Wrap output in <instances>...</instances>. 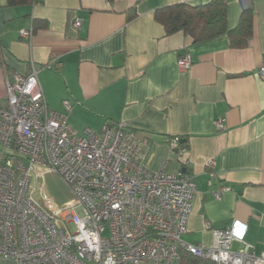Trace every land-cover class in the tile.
Here are the masks:
<instances>
[{
    "label": "crops",
    "instance_id": "crops-1",
    "mask_svg": "<svg viewBox=\"0 0 264 264\" xmlns=\"http://www.w3.org/2000/svg\"><path fill=\"white\" fill-rule=\"evenodd\" d=\"M209 1L34 0L8 7L0 0V104L7 75L15 82L33 66L48 108L62 112V102L69 101L68 123L79 135L122 122L147 141L144 169L155 173L165 164L170 174L193 177L196 194L185 242L208 247L212 235L205 224L224 229L240 220L247 227L245 243L259 255L264 253V75L258 74L264 66V0H247L253 33L243 49L230 48L226 36L199 43L182 33L166 36L154 19L159 8ZM242 10L239 0H227L229 29ZM76 20L82 22L78 30ZM22 30H32L29 40L21 39ZM183 54L191 58L185 73L177 68ZM217 120L223 121L221 130ZM174 138L186 148L182 158L171 153L168 143ZM223 187L228 190L214 199L212 192ZM0 264L15 262L0 256Z\"/></svg>",
    "mask_w": 264,
    "mask_h": 264
},
{
    "label": "built area",
    "instance_id": "built-area-1",
    "mask_svg": "<svg viewBox=\"0 0 264 264\" xmlns=\"http://www.w3.org/2000/svg\"><path fill=\"white\" fill-rule=\"evenodd\" d=\"M81 20L74 22L79 29ZM29 40L32 30H22ZM191 58L177 68L185 73ZM264 75V66L258 71ZM5 79L0 104V256L15 264H181L187 253L211 264H264L247 243L246 225L233 220L224 229H205L208 247L185 242L196 194L193 177L170 174L164 166L151 173L141 165L147 141L126 124H106L78 134L62 112L48 108L32 66L15 82ZM221 130L223 121L217 120ZM172 154L186 152L169 140ZM185 168L187 162H184ZM214 163L208 162L212 172ZM57 177L71 194L58 204L48 194L45 177ZM209 174L207 184L210 186ZM228 189L212 192L218 200ZM238 244L239 248L233 246Z\"/></svg>",
    "mask_w": 264,
    "mask_h": 264
},
{
    "label": "trees",
    "instance_id": "trees-1",
    "mask_svg": "<svg viewBox=\"0 0 264 264\" xmlns=\"http://www.w3.org/2000/svg\"><path fill=\"white\" fill-rule=\"evenodd\" d=\"M33 1L6 0V5L8 7L26 6L31 5ZM253 18V10L250 5H247L241 11L236 26L229 29L227 26V0H211L206 4L195 6L180 3L159 8L154 12V19L163 27L166 36L182 33L192 43L226 36L232 49L246 47L253 33ZM179 143L184 146L180 141ZM181 264L211 263L197 259L190 254L181 253Z\"/></svg>",
    "mask_w": 264,
    "mask_h": 264
},
{
    "label": "rangeland",
    "instance_id": "rangeland-1",
    "mask_svg": "<svg viewBox=\"0 0 264 264\" xmlns=\"http://www.w3.org/2000/svg\"><path fill=\"white\" fill-rule=\"evenodd\" d=\"M39 184L46 185L49 196L53 198L58 204L71 199L70 192L67 190L64 184L53 175L46 176L45 181H40ZM188 240L192 241L190 239Z\"/></svg>",
    "mask_w": 264,
    "mask_h": 264
},
{
    "label": "water",
    "instance_id": "water-1",
    "mask_svg": "<svg viewBox=\"0 0 264 264\" xmlns=\"http://www.w3.org/2000/svg\"><path fill=\"white\" fill-rule=\"evenodd\" d=\"M242 3V7H246L248 5L247 0H239Z\"/></svg>",
    "mask_w": 264,
    "mask_h": 264
}]
</instances>
